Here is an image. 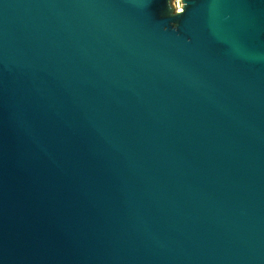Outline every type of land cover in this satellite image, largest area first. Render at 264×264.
<instances>
[{"label": "water", "instance_id": "water-1", "mask_svg": "<svg viewBox=\"0 0 264 264\" xmlns=\"http://www.w3.org/2000/svg\"><path fill=\"white\" fill-rule=\"evenodd\" d=\"M0 0V264H264V0Z\"/></svg>", "mask_w": 264, "mask_h": 264}, {"label": "rangeland", "instance_id": "rangeland-1", "mask_svg": "<svg viewBox=\"0 0 264 264\" xmlns=\"http://www.w3.org/2000/svg\"><path fill=\"white\" fill-rule=\"evenodd\" d=\"M172 5H173V7L176 9V10H179V7H180V4L182 5V7H183V2H182V0H172Z\"/></svg>", "mask_w": 264, "mask_h": 264}, {"label": "bare ground", "instance_id": "bare-ground-1", "mask_svg": "<svg viewBox=\"0 0 264 264\" xmlns=\"http://www.w3.org/2000/svg\"><path fill=\"white\" fill-rule=\"evenodd\" d=\"M178 1H179V0H178ZM182 8H183V7H182V5L180 4V7H179V9H180V10H182Z\"/></svg>", "mask_w": 264, "mask_h": 264}, {"label": "built area", "instance_id": "built-area-1", "mask_svg": "<svg viewBox=\"0 0 264 264\" xmlns=\"http://www.w3.org/2000/svg\"><path fill=\"white\" fill-rule=\"evenodd\" d=\"M180 10V9H179ZM181 11V10H180Z\"/></svg>", "mask_w": 264, "mask_h": 264}]
</instances>
